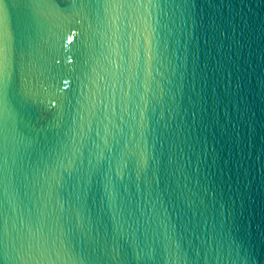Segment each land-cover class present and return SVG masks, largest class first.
I'll use <instances>...</instances> for the list:
<instances>
[{"label": "water", "instance_id": "95a60500", "mask_svg": "<svg viewBox=\"0 0 264 264\" xmlns=\"http://www.w3.org/2000/svg\"><path fill=\"white\" fill-rule=\"evenodd\" d=\"M0 7V264H264V0Z\"/></svg>", "mask_w": 264, "mask_h": 264}, {"label": "snow or ice", "instance_id": "6c2138e0", "mask_svg": "<svg viewBox=\"0 0 264 264\" xmlns=\"http://www.w3.org/2000/svg\"><path fill=\"white\" fill-rule=\"evenodd\" d=\"M11 33L7 26V11L0 7V76L7 68Z\"/></svg>", "mask_w": 264, "mask_h": 264}]
</instances>
